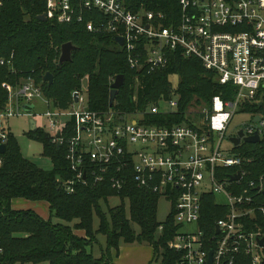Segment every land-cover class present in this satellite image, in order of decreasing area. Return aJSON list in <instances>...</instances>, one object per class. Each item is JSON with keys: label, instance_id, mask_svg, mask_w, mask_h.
<instances>
[{"label": "built area", "instance_id": "obj_1", "mask_svg": "<svg viewBox=\"0 0 264 264\" xmlns=\"http://www.w3.org/2000/svg\"><path fill=\"white\" fill-rule=\"evenodd\" d=\"M5 1L0 0V13ZM38 1L47 20L76 21L89 33L121 38L123 44L118 46L132 70L150 73L164 68L168 52L179 51L199 59L205 70L215 73L221 85L233 86L236 94L233 102L213 97L210 111L202 110L199 124L156 126L148 124L146 116L177 113L176 99L150 105L143 112L100 111L89 109L80 89L72 93L70 106L62 109L27 78L17 86L2 84L7 99L0 105V145L7 141L9 120L33 119L34 105L42 101L46 132L51 143L63 149L71 174L59 180L65 192L72 194L77 186L105 181L120 192L130 178L138 188L164 197L173 208L179 229L168 247L179 254L177 264H208L210 252L211 264H238L241 257L249 264H261L264 234L247 231V224L257 214L264 219V176L245 182L247 173H232L227 181L235 184L234 191L220 180L217 169H240L246 164L239 155L221 149V144L243 105L264 102V0H179L180 14L171 19L146 9L145 0ZM11 64L12 55L7 58L0 53V69ZM256 117L259 120L254 122ZM248 119L240 128L244 137L258 134L262 140L264 118L248 114ZM236 174L240 179L230 181ZM209 194L228 209L216 221V236L211 239L199 225L202 203ZM219 195L226 203L217 201ZM190 226L193 231L183 232Z\"/></svg>", "mask_w": 264, "mask_h": 264}, {"label": "trees", "instance_id": "obj_2", "mask_svg": "<svg viewBox=\"0 0 264 264\" xmlns=\"http://www.w3.org/2000/svg\"><path fill=\"white\" fill-rule=\"evenodd\" d=\"M145 2L146 9L160 11L168 19L180 14L179 0ZM43 11L44 5L38 0H6L4 3L0 13V53L7 58L12 55V64L0 69V105L7 99L2 84L17 86L27 78L34 80L53 106L62 109L70 106L72 93L80 91L84 79L88 81L87 106L91 110L112 108L120 112H143L160 98L177 99V113L146 116L147 123L156 126L192 123L191 117L184 116V111L200 105L210 110L213 97L218 96L225 102L234 100L235 88L221 85L215 73L205 70L195 57L169 51L164 68L150 73L132 70L114 36L89 33L84 24L76 21L67 24L40 21L38 17ZM89 18L86 14L85 21ZM68 42L76 49L71 52L69 62L59 65L61 46ZM46 73L53 77L50 86L42 82ZM119 75L123 76L124 83L113 106L109 107L111 84ZM172 76L177 77L175 89L170 81ZM263 104L257 101L243 105L239 111L264 118ZM29 135L41 143L43 155L51 161L52 169H40L25 159L8 131L5 152L0 154V264H112L111 251L118 255L121 243L134 242L152 247L154 257L160 258L161 264L178 263L180 256L168 243L179 227L175 225L172 207L166 220L158 222L159 195L138 188L130 178L120 192L105 181L94 186H77L74 193L68 194L59 186L60 179L71 176L63 149L53 145L50 135L41 130L30 131ZM229 152L247 162L240 169H217L221 181H227L228 176L237 172L247 173L245 182L264 176V137L256 144L241 142ZM227 188L237 191L235 184L228 181ZM112 197H118L120 204L110 208L108 199ZM16 199L46 203L50 216L65 224L53 223L51 217L44 220L32 210L12 209L11 202ZM261 199L264 200V196L261 195ZM227 213L228 209L218 205L214 195L204 198L199 225L208 239L216 236L215 223ZM94 217L98 221L96 229H93ZM253 219L247 224V231L260 230L264 234V219L258 214ZM133 224L138 226V233ZM78 231L81 233L76 234ZM97 235L104 236L106 251L95 259L87 248ZM261 257L264 264V248ZM241 258L238 264H249L248 259Z\"/></svg>", "mask_w": 264, "mask_h": 264}, {"label": "rangeland", "instance_id": "obj_3", "mask_svg": "<svg viewBox=\"0 0 264 264\" xmlns=\"http://www.w3.org/2000/svg\"><path fill=\"white\" fill-rule=\"evenodd\" d=\"M114 81V80H113ZM173 89L176 88L177 85V77L172 76L170 78ZM81 89L84 91L83 96H86V91L88 88V81L84 79L80 85ZM167 99L160 98L155 104L156 105H164ZM177 100V99H176ZM202 110L210 111L206 107L193 106L184 111V116L186 118L191 117L193 120L192 123L199 124L200 119L202 118ZM46 111V106L42 101H37L34 105V117L33 120L36 124V129L39 131L46 132V119L41 115ZM248 114L237 112V114L232 119L229 127L226 131V138L223 139L221 144V149L231 151L233 149V144L228 141L229 136H233L238 129H240L243 123L247 122ZM9 130L12 136L14 137L22 156L35 164L40 169L49 171L52 169L51 161L43 155V148L40 142L35 141L29 135L30 125L29 118L18 117L12 118L9 120ZM48 134V133H47ZM247 162V161H246ZM1 165V164H0ZM217 201L220 203H226V200L222 196H217ZM127 203V202H125ZM120 204V200L118 197H112L108 199V206L113 208ZM103 209H106V206L102 204ZM11 208L14 210H32L36 212L41 218L44 220L50 219V209L46 203L43 202H31L22 199H16L11 202ZM171 212L170 203L164 198L161 197L158 201L157 205V220L159 223H163L167 216ZM53 223H63V221L56 219L55 217H51ZM98 226L97 218H93V229H96ZM135 232H139V228L136 224L132 225ZM185 231H193V227H185L183 232ZM81 232H76L79 234ZM87 251L92 254L95 259H98L102 256V253L106 251V242L105 238L102 235H97L95 237V241L91 246L87 248ZM111 260L112 264H161L160 258L154 257V252L152 247L143 244L134 242L131 244L121 243L119 246L118 255H116L115 251H111Z\"/></svg>", "mask_w": 264, "mask_h": 264}, {"label": "water", "instance_id": "obj_4", "mask_svg": "<svg viewBox=\"0 0 264 264\" xmlns=\"http://www.w3.org/2000/svg\"><path fill=\"white\" fill-rule=\"evenodd\" d=\"M38 20L40 21H46V15L42 14L41 16L38 17ZM114 41L116 42L117 45H122L123 41L121 38H114ZM76 48L71 44V43H65L61 46L60 49V57H59V65L69 62L71 60V52L74 51ZM43 83H47L48 86H50L53 82V77L51 74L46 73L43 78H42ZM124 83V78L122 75L117 76L113 83L111 84V90L109 93V107L113 106L115 97L117 95V92L119 88L123 85ZM77 100V94L73 95V101L76 102ZM261 106V103L259 104ZM259 117H256L253 119V121H258ZM29 125H30V131L35 130V121L33 119L29 120ZM228 141L233 144V146L237 147L241 142L248 143V144H256L259 143L261 140L259 138L258 134H255L250 137H244L242 129H239L236 131L235 136H231L228 138ZM5 152V145L1 144L0 145V154H4ZM240 179V175L236 174L235 176L231 177L230 181H238ZM264 194V193H263ZM216 232H218V228L216 227ZM263 239L260 240V245H262ZM208 264H211V252L209 253V258H208Z\"/></svg>", "mask_w": 264, "mask_h": 264}]
</instances>
